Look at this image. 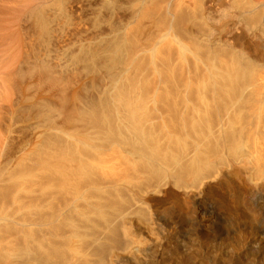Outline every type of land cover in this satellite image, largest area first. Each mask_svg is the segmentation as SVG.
<instances>
[{"label":"bare ground","instance_id":"obj_1","mask_svg":"<svg viewBox=\"0 0 264 264\" xmlns=\"http://www.w3.org/2000/svg\"><path fill=\"white\" fill-rule=\"evenodd\" d=\"M83 1L0 0V264H264V0Z\"/></svg>","mask_w":264,"mask_h":264},{"label":"rangeland","instance_id":"obj_2","mask_svg":"<svg viewBox=\"0 0 264 264\" xmlns=\"http://www.w3.org/2000/svg\"><path fill=\"white\" fill-rule=\"evenodd\" d=\"M85 1H87V3L85 2ZM85 1H83L84 3H82V5H81V8H83V11H82V9H81V14H83V15H85V17L88 19H86L85 17V19L84 20H86L85 21V23L87 22V25H89V26H91L92 25V22H94V17L95 16H92L93 17V19H92V17H91V15L93 14H95L94 13V11H95V9L93 8V7H95V6H98V1L97 0H90V1H92V2H89V0H85ZM96 1V2H95ZM117 3V2H119V3H117L118 4V8L116 7V9H114L115 8V6H117V4L115 3V2ZM114 1H112L113 3H112V5L111 6H113L114 5V7H112L113 9H114V11L116 10V14H118V16L117 15H115V16H113V18L111 19V20H109V21H115L116 20V22L118 21V22H121V20H123L122 22H124V21H126L127 20V18H128V16H129V14H128V16H127V13H125V12H128L129 13V8H130V6H131V4H133V1H134V3L136 2V1H138V0H114ZM132 1V2H131ZM157 1H162V0H157ZM131 2V4H129ZM85 4V5H84ZM116 4V5H115ZM127 4H129V5H127ZM119 5H120V7H119ZM84 6V7H83ZM92 6V7H91ZM129 6V7H128ZM91 9H90V8ZM93 8V9H92ZM121 8H123L122 10H121ZM85 9V10H84ZM94 10V11H93ZM88 11V12H87ZM90 11V12H89ZM119 11H120V13H122L121 14V18L119 17V15H120V13H119ZM185 12H184V14H183V16H181L182 14H179V16L181 17V20H180V17L178 16V15H176V16H174L173 15V13L172 12H170V15H172V17L170 16V15H168L167 16V19L168 20H170L171 19V22H172V20L174 21V22H170L169 24H171V25H173L174 27H175V25H176V27L178 26V28L179 29H181V31H183L182 29H183V27L186 29V26H190V27H193L194 25V28H198L199 26H201V27H199V28H202V24H201V21H200V19H201V16H200V13H198V12H194L193 10H189V9H186V10H184ZM189 11H193V12H189ZM86 12V13H85ZM90 13V14H89ZM92 13V14H91ZM115 13V12H114ZM165 13V12H164ZM164 13L161 15L160 14V16L159 17H161L162 18V16L164 15ZM186 13H187V15H186ZM126 14V15H125ZM195 16H194V15ZM83 15H81L82 16V18H83ZM96 15V14H95ZM127 16V17H126ZM184 16H185V18H184ZM89 17H91V18H89ZM115 17V18H114ZM168 17H171V18H168ZM176 18V20H175V18ZM121 20H120V19ZM158 18V17H157ZM172 18H174V19H172ZM199 19V20H198ZM93 20V21H92ZM158 20H160L159 18H158ZM167 20V21H168ZM176 21V22H175ZM89 22H90V24H89ZM110 22V23H111ZM114 23L113 22V25L114 24H119L118 22L117 23ZM149 23H151V22H149ZM148 23V24H149ZM175 24V25H174ZM178 24V25H177ZM112 25V24H111ZM198 26V27H197ZM177 28V29H178ZM176 29V31L178 32V30ZM180 31V32H181ZM185 31V30H184ZM181 33H183V32H181ZM38 174H40L41 176H42V171H40V173H38ZM39 175V176H40ZM12 180V181H11ZM20 181H21V178L20 177H18V179H15L14 180V178H12V177H9L8 175H6L5 176V178L2 180V182L0 181V208H1V205H3L2 203H5V204H8V203H10L11 201H14V198L13 197H17L16 196V193L18 192V191H21L22 192V189H21V183H20ZM41 185H35L34 186V188H33V193L35 194L34 195V197L35 196H39L40 198V200H42V202L43 201H45L46 200V196H45V198H44V194H47V191L45 192V190H44V186H41ZM19 188H20V190H19ZM16 191V192H15ZM44 192V193H43ZM42 196V197H41ZM36 198V197H35ZM41 198H44L45 200H43V199H41ZM37 199V198H36ZM43 209V208H42ZM41 209V214H42V212L43 211H45V209H46V207L44 208V210H42ZM37 210H39V209H37ZM36 210V212L38 213L39 211H37ZM48 210V209H47ZM45 211L46 212V214H47V212L48 211ZM35 212V213H36ZM44 213V212H43ZM39 214V213H38Z\"/></svg>","mask_w":264,"mask_h":264}]
</instances>
